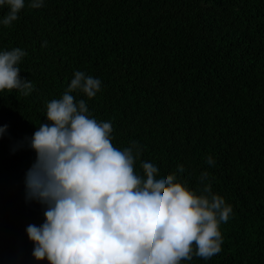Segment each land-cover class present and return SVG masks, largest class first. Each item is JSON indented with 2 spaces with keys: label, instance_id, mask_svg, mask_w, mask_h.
Segmentation results:
<instances>
[{
  "label": "trees",
  "instance_id": "1",
  "mask_svg": "<svg viewBox=\"0 0 264 264\" xmlns=\"http://www.w3.org/2000/svg\"><path fill=\"white\" fill-rule=\"evenodd\" d=\"M18 16L0 25V50L27 52L20 76L35 87L0 92V264H49L25 231L47 207L26 199L27 138L75 70L101 80L95 97L73 95L111 122L115 147L138 141L169 173L182 164L193 188L206 170L232 206L221 251L182 264H264V0H26Z\"/></svg>",
  "mask_w": 264,
  "mask_h": 264
},
{
  "label": "clouds",
  "instance_id": "2",
  "mask_svg": "<svg viewBox=\"0 0 264 264\" xmlns=\"http://www.w3.org/2000/svg\"><path fill=\"white\" fill-rule=\"evenodd\" d=\"M25 2L0 0V8H8L0 25L19 19ZM44 2L28 0V6L38 9ZM26 55L20 47L0 50V92L27 96L34 90L20 76ZM101 84L75 70L61 97L45 102L47 122L27 138L36 159L25 175L26 199L47 206L44 222L25 229L34 242L32 256L49 264H182L193 255L207 260L218 254L220 225L232 206L213 192L206 170L193 188L178 176L182 164L169 173L152 155L141 160L138 141L115 147L111 122L98 121L85 99L73 95L91 99ZM7 129L0 126V136ZM206 163L214 165L211 155Z\"/></svg>",
  "mask_w": 264,
  "mask_h": 264
}]
</instances>
